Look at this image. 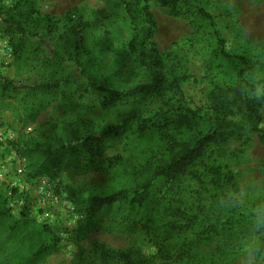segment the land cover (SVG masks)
<instances>
[{"label":"rangeland","instance_id":"obj_1","mask_svg":"<svg viewBox=\"0 0 264 264\" xmlns=\"http://www.w3.org/2000/svg\"><path fill=\"white\" fill-rule=\"evenodd\" d=\"M179 7L175 17L149 0L131 18L119 0H0V166L8 172L20 166L31 194L18 212L0 190V264H89L95 243L121 251L134 247L149 257L155 249L143 225L166 220L163 208L177 200L196 220L175 243H188L197 264H264V228L252 223L264 202V146L256 134L244 132L209 147L188 175L175 182L158 178L141 200L129 194L102 208L90 197L133 187L132 173L166 139L156 132L139 137L134 125L92 159L70 150L150 102V95L136 94L101 107L103 90L126 91L150 81L130 47L150 54L154 43L165 64L169 55L186 67L182 90L192 109L208 111L214 87L239 86L245 97L261 95L264 0H193ZM199 8L211 20L201 18ZM70 9L82 19L73 29L62 22ZM7 10H30L23 34L5 22ZM232 112L229 120L246 124L241 103ZM260 117L264 131V102ZM165 134L176 141L188 137L172 128ZM211 167L229 173L233 185L223 179L216 187ZM42 179L61 201L51 226L33 212Z\"/></svg>","mask_w":264,"mask_h":264},{"label":"trees","instance_id":"obj_2","mask_svg":"<svg viewBox=\"0 0 264 264\" xmlns=\"http://www.w3.org/2000/svg\"><path fill=\"white\" fill-rule=\"evenodd\" d=\"M119 1L125 6L127 14L133 18L134 8L149 0ZM156 1L166 7L172 16L177 17L180 15V3H190L193 0ZM29 12L30 10L27 13L21 10L15 12L7 10L5 22L10 25V28L13 27L18 33L23 34L24 22L27 21ZM196 12L201 18L211 20L210 15L202 8L197 9ZM2 15L3 11L0 9V17ZM81 20L78 11L70 9L64 15L62 22L73 29L81 24ZM48 22V30H54L55 24ZM130 52L136 63L149 73L150 81L126 91L103 90L107 98L101 103V107L109 109L116 103L127 102L136 94L150 95V102L144 103L146 107L143 110L139 107L131 109L119 122L108 125L97 136L84 137L70 147V150L92 159L111 141L131 132L134 125L137 126L136 131L139 132V137L146 132H156L161 139H166V145L164 144L161 150L151 154L143 166L132 173L133 187L92 196L90 197L92 205L97 208L110 206L125 200L129 194L134 196V200H141L158 178H164L169 182L180 180L188 175L189 168L204 156L209 147L223 144L232 137L238 138L244 132L256 134L260 144L264 146V131L259 127L260 109L264 102V81H261L259 96L245 97L243 89L239 86L229 89L214 87L208 95L209 110L192 109L188 106L182 90V85L189 79L186 67L169 55L166 56L168 62L165 64L154 43L151 44L150 54L139 53L133 47H130ZM92 88L102 90L95 86ZM230 94L235 96L234 100H229ZM237 103H241L244 107L245 125L229 120V117L233 115L232 106ZM152 106L155 107L154 113L149 117L144 116L145 112L152 113L148 110ZM204 125L205 129H202ZM170 128L176 131L183 130L188 137L185 140L176 141L165 134ZM209 172L216 187L220 186L223 179L225 183L233 185V177L229 173L223 175L219 167H211ZM2 202L4 206V200ZM182 206L181 201H174L162 210L166 220L159 225H143V230L155 249L151 256H144L134 247L121 251L110 249L103 243H95L93 259L89 264H197L188 243L178 244V246L175 243L176 239L191 229L196 220L190 218ZM41 227L49 229L44 225Z\"/></svg>","mask_w":264,"mask_h":264},{"label":"built area","instance_id":"obj_3","mask_svg":"<svg viewBox=\"0 0 264 264\" xmlns=\"http://www.w3.org/2000/svg\"><path fill=\"white\" fill-rule=\"evenodd\" d=\"M22 174L23 170L20 166L12 172H8L0 166V190L3 188L7 197L12 199L10 207H13L15 203L19 206L18 212H21L31 195L28 192L29 186L21 179ZM39 184L40 187L34 197L36 206L33 208V212L36 211L35 216L38 217L41 224L51 226L58 220V209L61 201L59 197L49 192V184L46 179H42ZM14 192L16 193L15 196L13 195Z\"/></svg>","mask_w":264,"mask_h":264},{"label":"clouds","instance_id":"obj_4","mask_svg":"<svg viewBox=\"0 0 264 264\" xmlns=\"http://www.w3.org/2000/svg\"><path fill=\"white\" fill-rule=\"evenodd\" d=\"M252 223L254 228H264V202L261 203L255 212Z\"/></svg>","mask_w":264,"mask_h":264}]
</instances>
